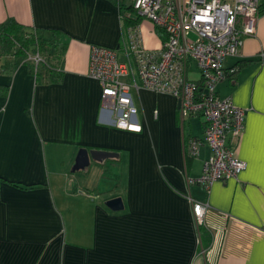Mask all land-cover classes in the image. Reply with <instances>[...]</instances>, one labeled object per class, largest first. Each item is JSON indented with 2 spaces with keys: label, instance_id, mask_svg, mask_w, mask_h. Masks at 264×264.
Returning <instances> with one entry per match:
<instances>
[{
  "label": "crops",
  "instance_id": "obj_1",
  "mask_svg": "<svg viewBox=\"0 0 264 264\" xmlns=\"http://www.w3.org/2000/svg\"><path fill=\"white\" fill-rule=\"evenodd\" d=\"M128 5L0 0V25L12 20L53 42L37 67L25 55L0 56V264H264V11L216 87L245 110L235 151L246 168L206 191L188 180L208 147L185 152L203 136L200 116L181 118L174 97L144 89L131 90L140 133L114 128L101 109L91 47L126 62L128 27L147 50L164 39ZM82 148L115 155L73 170ZM115 197L123 210L105 206ZM190 199L208 204L203 225Z\"/></svg>",
  "mask_w": 264,
  "mask_h": 264
},
{
  "label": "built area",
  "instance_id": "obj_2",
  "mask_svg": "<svg viewBox=\"0 0 264 264\" xmlns=\"http://www.w3.org/2000/svg\"><path fill=\"white\" fill-rule=\"evenodd\" d=\"M261 1L127 0L137 16L164 34L161 47L145 49L138 28L130 26L126 29V62L117 60L115 50L96 45L90 49L88 75L100 85V106L114 128L142 131L132 89L168 94L178 101L181 118L203 119L202 138L190 137L185 152L192 158L202 145L208 147L200 175L188 180L206 191L215 182L237 179L246 168L235 151L245 110L231 98L219 97L216 87L233 72L225 69L224 61L237 56L244 38L254 35ZM25 54L35 67L43 63L38 52ZM130 74L132 80L126 81ZM190 203L196 224L203 225L208 204L192 199Z\"/></svg>",
  "mask_w": 264,
  "mask_h": 264
},
{
  "label": "trees",
  "instance_id": "obj_3",
  "mask_svg": "<svg viewBox=\"0 0 264 264\" xmlns=\"http://www.w3.org/2000/svg\"><path fill=\"white\" fill-rule=\"evenodd\" d=\"M127 7L133 11L130 4ZM261 10L264 11L260 8V12ZM52 44V41L46 40L37 31H29L12 20L0 25V56L7 54L26 56L25 51L30 50L46 57L44 52L49 51ZM44 59V62H47V59ZM201 229L199 227L200 233Z\"/></svg>",
  "mask_w": 264,
  "mask_h": 264
},
{
  "label": "water",
  "instance_id": "obj_4",
  "mask_svg": "<svg viewBox=\"0 0 264 264\" xmlns=\"http://www.w3.org/2000/svg\"><path fill=\"white\" fill-rule=\"evenodd\" d=\"M114 155V153L110 152L86 150L82 148L78 152L73 170L83 169L87 167L90 163V160L101 162L106 157H112ZM105 206L113 212L121 211L124 208L123 202L120 197L110 198L106 200Z\"/></svg>",
  "mask_w": 264,
  "mask_h": 264
},
{
  "label": "rangeland",
  "instance_id": "obj_5",
  "mask_svg": "<svg viewBox=\"0 0 264 264\" xmlns=\"http://www.w3.org/2000/svg\"><path fill=\"white\" fill-rule=\"evenodd\" d=\"M29 51V53L31 54V55H33L34 53L32 52V51H30V50H28ZM41 56V55H40Z\"/></svg>",
  "mask_w": 264,
  "mask_h": 264
}]
</instances>
